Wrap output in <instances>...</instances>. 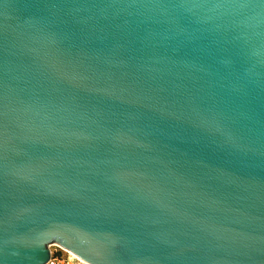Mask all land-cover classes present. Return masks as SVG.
I'll use <instances>...</instances> for the list:
<instances>
[{
	"label": "water",
	"instance_id": "water-1",
	"mask_svg": "<svg viewBox=\"0 0 264 264\" xmlns=\"http://www.w3.org/2000/svg\"><path fill=\"white\" fill-rule=\"evenodd\" d=\"M264 264V0H0V264Z\"/></svg>",
	"mask_w": 264,
	"mask_h": 264
},
{
	"label": "rangeland",
	"instance_id": "rangeland-1",
	"mask_svg": "<svg viewBox=\"0 0 264 264\" xmlns=\"http://www.w3.org/2000/svg\"><path fill=\"white\" fill-rule=\"evenodd\" d=\"M50 249L55 264H87L68 252V250L61 245L52 244Z\"/></svg>",
	"mask_w": 264,
	"mask_h": 264
},
{
	"label": "bare ground",
	"instance_id": "bare-ground-1",
	"mask_svg": "<svg viewBox=\"0 0 264 264\" xmlns=\"http://www.w3.org/2000/svg\"><path fill=\"white\" fill-rule=\"evenodd\" d=\"M66 250H68V252H70L71 254H73L75 257H77L79 260H81L84 263L89 264L88 262H86L83 258H81L79 255H77L75 252H73L72 250L68 249L65 247Z\"/></svg>",
	"mask_w": 264,
	"mask_h": 264
},
{
	"label": "built area",
	"instance_id": "built-area-1",
	"mask_svg": "<svg viewBox=\"0 0 264 264\" xmlns=\"http://www.w3.org/2000/svg\"><path fill=\"white\" fill-rule=\"evenodd\" d=\"M53 259H54L53 256H51V258H50V260L48 261L47 264H55Z\"/></svg>",
	"mask_w": 264,
	"mask_h": 264
}]
</instances>
